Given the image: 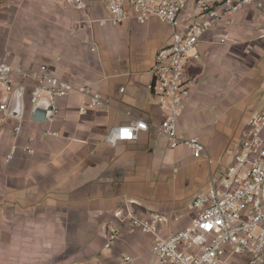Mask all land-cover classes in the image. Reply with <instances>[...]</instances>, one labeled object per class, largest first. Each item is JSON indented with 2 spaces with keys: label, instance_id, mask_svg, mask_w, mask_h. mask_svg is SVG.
<instances>
[{
  "label": "crops",
  "instance_id": "obj_1",
  "mask_svg": "<svg viewBox=\"0 0 264 264\" xmlns=\"http://www.w3.org/2000/svg\"><path fill=\"white\" fill-rule=\"evenodd\" d=\"M87 1L90 17L105 15L102 0ZM259 1L233 16L230 26L203 35L195 49L199 59L187 67L189 94L177 132L203 143L214 161L208 164L183 143L171 148L158 130L164 112L150 88V68L156 51L170 41L168 24L151 18L98 25L84 21V12L68 0H0V55L12 69L46 64L55 77L108 99L80 113L82 95L73 91L55 100L47 121H33L32 81L13 73L22 110L0 125V264L156 261L151 235L133 229L131 217L160 214L163 235L189 225L192 198L231 160L248 118L264 110ZM215 33H226L228 41L217 42ZM131 119L145 121L147 130L133 141H106L111 129ZM17 122L19 133L13 131ZM28 138L30 153L23 150ZM12 144L17 149L7 161ZM112 231L118 236L111 240ZM219 264L248 262L233 255Z\"/></svg>",
  "mask_w": 264,
  "mask_h": 264
},
{
  "label": "built area",
  "instance_id": "obj_2",
  "mask_svg": "<svg viewBox=\"0 0 264 264\" xmlns=\"http://www.w3.org/2000/svg\"><path fill=\"white\" fill-rule=\"evenodd\" d=\"M71 5L84 12V21L98 25H118L126 20L145 24L156 18L172 28L169 43L160 47L150 68V88L157 103L164 112L158 130L165 135L171 148L183 143L192 157L208 164L214 161L197 137L180 138L177 122L189 94V79L186 71L191 60L199 59L195 51L203 35L216 26H230L233 16L245 7L259 0H102L106 9L103 17L92 18L88 13L87 0H68ZM264 36V28L261 29ZM219 43L228 41L226 33H215ZM194 51V52H193ZM27 76L31 81L28 95L29 104L47 98L51 113L55 100L76 91L82 95L80 113L108 103V99L93 91L89 86H76L52 75L46 64L30 71L21 67L12 69L0 55V125L10 117L6 110L9 98L15 92L13 73ZM148 124L140 119H131L111 129L106 141L136 140ZM21 123L14 125L19 133ZM48 133V131H47ZM32 138L23 147L32 152ZM17 149L12 144L5 160L13 158ZM264 110L252 114L247 121V133L243 136L231 160L223 164L205 191H200L191 200L195 215L189 225L175 232L163 235L160 224L163 217L155 212L145 216L131 217L133 229L151 235L150 253L156 257L151 264H219L228 256L246 257L248 264L264 262ZM116 215H120L116 212ZM117 231L110 238L115 239ZM125 260H130L126 257Z\"/></svg>",
  "mask_w": 264,
  "mask_h": 264
},
{
  "label": "water",
  "instance_id": "obj_3",
  "mask_svg": "<svg viewBox=\"0 0 264 264\" xmlns=\"http://www.w3.org/2000/svg\"><path fill=\"white\" fill-rule=\"evenodd\" d=\"M8 107L10 112H7ZM7 114L13 117H20L21 107V92L15 91L11 94L8 105H7ZM51 104L47 98H41L32 104L31 107V119L33 121H47L51 116Z\"/></svg>",
  "mask_w": 264,
  "mask_h": 264
},
{
  "label": "rangeland",
  "instance_id": "obj_4",
  "mask_svg": "<svg viewBox=\"0 0 264 264\" xmlns=\"http://www.w3.org/2000/svg\"><path fill=\"white\" fill-rule=\"evenodd\" d=\"M261 202H264V193H263V195L261 197Z\"/></svg>",
  "mask_w": 264,
  "mask_h": 264
}]
</instances>
